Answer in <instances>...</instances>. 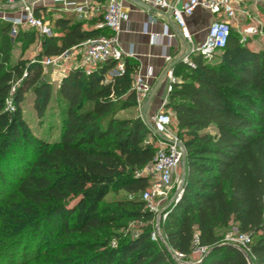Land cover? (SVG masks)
<instances>
[{
    "label": "trees",
    "instance_id": "trees-1",
    "mask_svg": "<svg viewBox=\"0 0 264 264\" xmlns=\"http://www.w3.org/2000/svg\"><path fill=\"white\" fill-rule=\"evenodd\" d=\"M43 10L54 35L41 38V59L109 35L93 27L100 17ZM10 29L0 21V264H16L20 250L18 264H178L169 250L190 255L196 234L208 249L199 264H248L223 243L232 227L250 236L253 264H264V50L249 51L231 31L217 61L195 56V69L174 66L180 82L163 109L173 114L185 160L182 195L160 221L164 245L151 239L156 215L141 199L150 178L138 176L153 162L158 136L140 117H119L136 107L138 64L124 58V74L111 78L115 61L90 74L69 71L55 94L60 131L50 142L34 135L22 109L31 91L44 117L52 87L41 64L10 63L14 44L24 54L38 35L20 29L12 37ZM119 193L125 198L107 199ZM131 223L140 225L135 236Z\"/></svg>",
    "mask_w": 264,
    "mask_h": 264
},
{
    "label": "built area",
    "instance_id": "built-area-1",
    "mask_svg": "<svg viewBox=\"0 0 264 264\" xmlns=\"http://www.w3.org/2000/svg\"><path fill=\"white\" fill-rule=\"evenodd\" d=\"M132 0H0V21L10 24V35L16 37L22 30L34 31L39 37H51L54 35V28L45 18L46 12H51L56 8V13L60 15H75L78 19L88 20L100 17L99 23L94 25L95 29H106L109 35L91 38L84 43L72 47L55 57H47L40 61L43 75H47L49 69H56L63 75L71 70L83 69L86 74L97 65L107 61H115L116 67L109 73L108 78L124 74V58L132 57L131 53H125L120 45L118 34L122 22L127 20L125 12V2ZM167 15L178 29L182 39L187 44V51L182 56L180 63L190 69H195L193 57L199 56L204 63H210L218 53L228 44L232 29L242 31L239 43L245 44L246 40L253 37H263V23L259 19V7L263 6L264 0H134ZM39 5V6H38ZM250 8V10L247 9ZM198 9L207 11L214 20L207 29L203 41L195 44L188 30L186 19L191 17ZM39 10V15L36 11ZM254 22V25H253ZM249 24V25H248ZM244 25H248L245 26ZM144 33L148 34L147 24ZM149 36L157 44L164 36L169 38L168 26L164 27L163 34ZM169 57H164L169 61ZM55 70V71H56ZM174 67L166 70L168 86L166 88V98L158 112L146 117L141 109L145 99L151 92L150 80L153 71L150 69L145 74H138L133 78L132 90L135 93L136 109L139 116L146 122L152 133L162 136L168 132L174 120L170 112L165 111L164 105L167 102L168 94L172 90V85L177 81L174 77ZM26 76V73L23 74ZM12 89L11 93H13ZM6 109L13 111L12 99L9 97L6 102ZM185 160V148L177 136L165 138L160 141L153 162L144 168L138 176L150 178L149 188L141 194V199L146 203V208L156 215L154 230L151 234L152 240H160V221L165 220L166 211L169 205L176 203L182 195V185L176 192L172 193V181L176 170ZM183 183V178L181 180ZM167 202V203H166ZM167 204V205H166ZM162 214L159 216V213ZM165 245V240L162 239ZM224 244H229L240 249L247 258L248 264H253V257L250 255L248 245L251 238L247 234H240L236 230L226 234L223 239ZM116 245L115 241L111 242ZM171 257L178 264H191L190 257H196L197 263L205 257L208 252L206 247L198 243L197 234L192 242V252L185 256L175 251L169 250Z\"/></svg>",
    "mask_w": 264,
    "mask_h": 264
},
{
    "label": "crops",
    "instance_id": "crops-1",
    "mask_svg": "<svg viewBox=\"0 0 264 264\" xmlns=\"http://www.w3.org/2000/svg\"><path fill=\"white\" fill-rule=\"evenodd\" d=\"M83 0H80V3ZM173 2V0H170ZM250 10L249 7H247ZM125 12L127 20L122 22L121 29L118 34L120 45L125 53H131L129 59L138 64V74H145L148 70L153 71V77L149 81L151 90L156 83L162 79L160 86L149 101V95L142 105V113L146 117H150L154 110H160L166 98V88L168 86V78L166 70L180 63L182 56L187 51V44L182 39L178 27L172 23L169 17L155 10L144 11L137 7L132 1L125 2ZM264 3L259 7V19H264ZM214 18L205 10L198 9L191 17L186 19L188 30L195 44L200 43L206 36L207 29ZM87 21H91L88 19ZM147 24L148 34L144 33V27ZM168 26L171 38L164 36L160 42L154 44L149 33L152 35L163 34L164 27ZM94 27V26H93ZM164 57H169V61H165ZM177 82H180L177 79ZM136 109V107H135ZM137 110V109H136ZM126 111L120 113L123 114ZM153 113V114H152ZM119 114V115H120Z\"/></svg>",
    "mask_w": 264,
    "mask_h": 264
},
{
    "label": "rangeland",
    "instance_id": "rangeland-1",
    "mask_svg": "<svg viewBox=\"0 0 264 264\" xmlns=\"http://www.w3.org/2000/svg\"><path fill=\"white\" fill-rule=\"evenodd\" d=\"M47 1H49V0H47ZM51 12L54 16L55 15L58 16V13H56V8H52ZM261 22L263 23V26H264V19L261 20ZM248 25H244V28H245V26H248ZM253 25H254V22H253ZM83 28L84 29H91L92 26L90 23H86V25H84ZM232 31H233V36L234 37L238 36V39L240 40L241 36L243 35L242 31H237L235 29H232ZM41 38L42 37L37 36L36 42L34 44H32L24 54H21V52H20V45L14 44L13 51L11 53V60H10L11 65L16 64L17 61L20 59L23 61H27L28 66L35 64V63H40V61L43 60V59H41V41H42ZM244 46L247 47L248 50L252 51L253 53L263 51L264 50V34H263V37L262 36L255 37V38L253 37L252 39L246 40V43L244 44ZM187 49L188 48H186V50ZM214 61H217V60L213 59L212 62H214ZM212 62H210V63H212ZM55 70L56 69L50 68L48 74L45 75L46 81L49 82L51 84V87H52V98L48 104L46 111H45L44 117L42 119H39L36 116V112H35L34 107H33L34 95L31 91L26 94L25 101L22 105L24 118L26 119L27 123L29 124L34 135L39 137V138H43L45 140H48L50 142L56 141L58 139V136H59L60 111H59V107L57 105V102L55 100V94H56V91H57V88L59 86L60 81L66 76V75L61 74L59 71H57V70L55 71ZM155 112H158V110H156V111L154 110L153 113H155ZM139 115H140L139 112L135 108H132L130 110H127L125 113L120 114L119 117H121V118L138 117ZM171 115H172V119H173V114L171 113ZM172 136H176V126H175L174 122L169 127L168 132L166 134H164L162 136H158V140H156L155 146L158 147L160 141H164L165 138L170 139V138H172ZM183 175H184V162L176 170V173L173 176L172 193L176 192L178 187H181V185H182L181 180L183 178ZM124 198H125V195L123 193H119L118 195H109L107 197L108 200H119V199H124ZM139 226H140L139 224H134V223L129 224L128 229L130 231V234L135 236L138 232ZM234 231H235L234 227L229 228L226 231V234L232 233ZM161 236L162 237L159 240L160 242H162V239H164L162 234H161ZM22 255H23V252L20 250L17 257H16V262H17L16 264H18ZM189 261L191 264H196L197 258L196 257H190ZM4 264H7V262H5Z\"/></svg>",
    "mask_w": 264,
    "mask_h": 264
},
{
    "label": "water",
    "instance_id": "water-1",
    "mask_svg": "<svg viewBox=\"0 0 264 264\" xmlns=\"http://www.w3.org/2000/svg\"><path fill=\"white\" fill-rule=\"evenodd\" d=\"M132 2L139 8L143 9L144 11H148L149 10V7L140 3V2H137V1H134L132 0ZM162 79H160L156 85L154 86V88L151 90L150 92V95H149V101L154 97V95L156 94L159 86H160V83H161ZM162 214V211L159 213V216Z\"/></svg>",
    "mask_w": 264,
    "mask_h": 264
}]
</instances>
